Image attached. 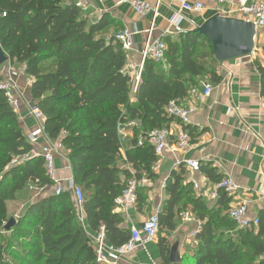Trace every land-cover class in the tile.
I'll use <instances>...</instances> for the list:
<instances>
[{
  "label": "trees",
  "instance_id": "obj_1",
  "mask_svg": "<svg viewBox=\"0 0 264 264\" xmlns=\"http://www.w3.org/2000/svg\"><path fill=\"white\" fill-rule=\"evenodd\" d=\"M78 1L0 0V46L11 64L22 66L33 80L31 103L46 118V136L60 143L70 162L74 183L84 194L85 223L93 232L104 228L107 243L119 248L129 242L130 230L121 227L123 219L115 212V201L133 177L139 182L144 177L156 179L153 167L158 158L149 135L175 121L166 107L186 98L195 80L209 77L218 83L221 78L211 43L196 31L180 33L177 40L164 39L167 68L147 59L132 94L127 57L117 34L109 39L103 35L113 21L103 17L90 23ZM256 66L264 98V67ZM120 126L132 133L127 145L121 143ZM32 151L18 113L0 91V264H18V260L99 264L92 240L78 221L72 193L47 194L54 182L47 176L43 158L30 156ZM122 151L131 170L118 164ZM199 165L213 179L215 170ZM32 186L44 195L28 205L6 231L9 204ZM166 193L159 235L176 229L175 219L182 211H192L202 223L193 256L185 257L183 264H264L261 231L219 232L215 215L194 198L191 185L180 184V174L173 173ZM147 200L146 188L140 187L136 206L143 208ZM230 200L222 194L220 204L228 205ZM182 201L187 202L180 208ZM230 220L222 223L238 228ZM16 240L30 250L20 251ZM159 243L162 258L169 264L170 247L165 238Z\"/></svg>",
  "mask_w": 264,
  "mask_h": 264
},
{
  "label": "crops",
  "instance_id": "obj_2",
  "mask_svg": "<svg viewBox=\"0 0 264 264\" xmlns=\"http://www.w3.org/2000/svg\"><path fill=\"white\" fill-rule=\"evenodd\" d=\"M151 4L156 10V15L151 13L147 16L138 15L131 7L128 0H79L78 5L83 9L84 14L90 23H96L103 17H108L113 24L103 33L109 39L124 30L137 31L132 38V50L126 53V73L132 79V94L137 90L135 79L141 78L140 66L143 58V51L149 40H163L170 38L177 40L180 33L195 31L207 19L215 14L229 17L223 10L226 5L219 6L221 13L216 12V5L210 4L208 0H191L204 3L203 13H185V19L181 25H173L172 19L179 10V3L175 0H139ZM232 17V16H231ZM264 48V29L260 30L256 37V50ZM216 61V60H215ZM158 68H167L164 60ZM256 63L264 67V62L258 54L245 56L216 66L221 81L214 83L210 78H198L191 87L186 98L180 104L196 106L197 113L192 117L191 123L181 125L175 120L168 128L172 133L182 130L191 135V145L184 151L175 154L167 153L163 159H157L153 167L156 175L155 180L144 177L141 186L146 188L148 197L147 204L143 208L136 205L130 208L115 207V212L123 219L122 228L130 230L132 227H141L142 224L152 215L160 214L164 202L168 199L166 185L172 178L173 173L180 174L182 186L191 185L193 196L207 206L210 213L215 215L214 223L219 232L236 234V227L223 224L222 221L231 223L229 211L241 202L248 203L249 216L258 218V227L253 228L257 234L262 232L264 238V98L261 96L260 74ZM28 76V75H27ZM30 78V77H29ZM31 79V78H30ZM204 83H210L213 92L209 98L201 100L203 96ZM31 87L29 85L27 101L31 103ZM20 122L24 134L29 133L38 127V122L30 115V110L23 106L20 110ZM187 129V131L185 130ZM132 138V133L127 131L126 145ZM175 141L174 138L171 139ZM194 160L203 166H209L215 170L213 179L206 176L201 170L192 172L186 167V161ZM125 154L122 151V158L119 165L122 168L131 167L125 163ZM56 164L59 169L60 179L73 178L70 162L65 152L61 149L56 157ZM230 177L239 186V194L229 197L228 205H221L220 200L225 192L217 189L218 199L213 200L210 193L216 190V185L224 178ZM200 188L196 189L195 186ZM47 194L51 190L46 191ZM45 193V192H44ZM46 194V195H47ZM185 202L180 203V208ZM189 213L195 221L188 223L183 215ZM80 214V212H79ZM180 215V218H179ZM79 216V215H78ZM180 219V229L174 231L180 238L172 246L169 244V237L166 239L170 247L169 264L171 261L172 248L177 246L176 255L180 264H183L185 257L193 256L194 248L197 245L196 234L201 229L202 223L196 218L192 211H182L175 219ZM78 221L82 224L86 234L92 240L98 232H93L85 223V216H80ZM197 223H201L199 227ZM120 264H167L162 258L159 239L148 244L134 255H130L120 261Z\"/></svg>",
  "mask_w": 264,
  "mask_h": 264
},
{
  "label": "built area",
  "instance_id": "obj_3",
  "mask_svg": "<svg viewBox=\"0 0 264 264\" xmlns=\"http://www.w3.org/2000/svg\"><path fill=\"white\" fill-rule=\"evenodd\" d=\"M179 3V10L175 13L172 24L175 26L181 25L185 19L184 14H197L205 11V5L199 1L191 0H175ZM210 4L216 5V12L221 13V6L226 5L227 10L225 13L232 16V18L242 19L255 26L257 37L260 30L264 29V0H208ZM132 9L140 16H147L151 13L156 15L157 10L149 3L141 2L139 0H128ZM80 6V5H78ZM220 6V7H219ZM227 17V16H225ZM138 34L137 31L130 32L129 30L121 31L116 35V40L119 42L124 52L132 50V38ZM166 44L163 40H149L146 43L143 51L142 63L140 71L144 67V63L147 59L160 63L164 60L166 52ZM258 54L264 62V48L262 50H256L253 55ZM141 78L135 79V87L139 85ZM204 92L200 98L204 100L209 98L213 92V87L210 83L203 84ZM0 91L4 93L10 106L16 113L20 112L21 104L17 97V85L11 80H3L0 82ZM198 108L196 106H184L179 102H171L166 107V113L173 117L175 120L183 126L191 123L192 117L197 113ZM30 115L38 122V127L28 134V143L33 147V151L30 156L42 157L45 163V169L47 176L54 182V194L56 196L61 195L64 192H71L74 203L80 212L79 216L82 221L84 194L81 188L77 187L73 178L60 179L58 177L59 169L56 164V157L60 154L62 149L59 142H52L48 139L44 131V125L46 118L43 113L34 107L30 108ZM121 143L125 144L127 139V130L124 126L119 127ZM172 138L175 139L172 142ZM149 143L154 147L155 155L158 159H163L167 153L175 154L179 151H184L191 145V137L185 131L178 130L172 133L169 129H161L153 131L149 135ZM186 167L192 172H199L200 165L197 161H186ZM141 186L135 177L127 182V188L123 194L115 201L118 208H130L136 205L138 197V189ZM196 189L200 188L199 185L195 186ZM210 193V197L213 200L218 199L217 189H221L229 197L235 198L239 194V186L230 177L224 178L219 182L216 187ZM230 218L236 223L239 229H253L259 226L258 218H251L249 216V209L247 202H241L230 209ZM183 219L192 223L195 221L189 213L183 215ZM201 226V223H197ZM160 232V218L159 214L149 217L141 227H132L130 229V240L128 243L119 248L111 247L106 240L104 228H101L94 239L92 244L95 249L96 260L99 264H120V261L124 258L134 255L139 250L145 248L148 244L154 242ZM264 259V255L262 257ZM180 264V263H175Z\"/></svg>",
  "mask_w": 264,
  "mask_h": 264
},
{
  "label": "water",
  "instance_id": "obj_4",
  "mask_svg": "<svg viewBox=\"0 0 264 264\" xmlns=\"http://www.w3.org/2000/svg\"><path fill=\"white\" fill-rule=\"evenodd\" d=\"M195 31L211 43L218 63L250 56L256 51L255 26L242 19L215 14ZM8 61L9 57L0 46V67ZM15 224L16 220L11 218L4 229L10 231ZM176 249L177 246L172 248L171 261L174 263L180 262Z\"/></svg>",
  "mask_w": 264,
  "mask_h": 264
},
{
  "label": "rangeland",
  "instance_id": "obj_5",
  "mask_svg": "<svg viewBox=\"0 0 264 264\" xmlns=\"http://www.w3.org/2000/svg\"><path fill=\"white\" fill-rule=\"evenodd\" d=\"M0 74L3 77V80L11 79L17 85L16 94L18 99L20 100L21 109L23 106H25L29 111L30 103L27 101L26 95L28 94L29 85L30 87L32 86L33 80L32 78L30 79L29 76L26 75L25 69L16 63L11 64V62L8 61L6 64L0 67ZM19 114L20 112L18 113V115ZM51 191L55 192V189L52 188ZM43 193L44 191L38 189L35 186L28 187L24 192L20 193L18 195L17 201L11 202L9 204L10 218H14L15 220H17L19 216L25 211L26 207L40 199L44 195ZM176 227L178 231V229H180V219L177 220ZM175 233L169 234V232L163 231L160 233L158 239L160 240L163 237H169V244H171L172 246L174 243H176V241L180 239ZM15 242L16 244L19 243L18 246L20 251L30 250L29 246L24 242H21L20 240H16ZM17 263L25 264L22 260H18Z\"/></svg>",
  "mask_w": 264,
  "mask_h": 264
}]
</instances>
